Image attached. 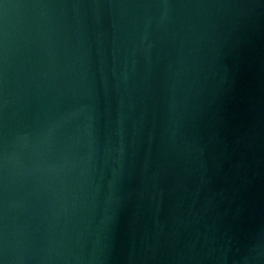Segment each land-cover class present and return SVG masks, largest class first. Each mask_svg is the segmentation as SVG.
<instances>
[{
    "label": "water",
    "instance_id": "obj_1",
    "mask_svg": "<svg viewBox=\"0 0 264 264\" xmlns=\"http://www.w3.org/2000/svg\"><path fill=\"white\" fill-rule=\"evenodd\" d=\"M0 264H264V0H0Z\"/></svg>",
    "mask_w": 264,
    "mask_h": 264
}]
</instances>
